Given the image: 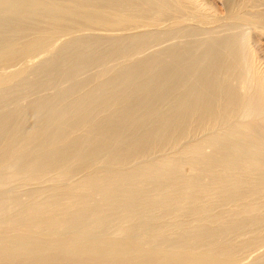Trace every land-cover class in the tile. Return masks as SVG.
Masks as SVG:
<instances>
[{
	"label": "bare ground",
	"instance_id": "6f19581e",
	"mask_svg": "<svg viewBox=\"0 0 264 264\" xmlns=\"http://www.w3.org/2000/svg\"><path fill=\"white\" fill-rule=\"evenodd\" d=\"M208 1L0 0V264H264V0Z\"/></svg>",
	"mask_w": 264,
	"mask_h": 264
},
{
	"label": "rangeland",
	"instance_id": "374dc122",
	"mask_svg": "<svg viewBox=\"0 0 264 264\" xmlns=\"http://www.w3.org/2000/svg\"><path fill=\"white\" fill-rule=\"evenodd\" d=\"M206 1H208V0H206ZM224 2H225V0H209L208 1V3L209 4H211V6H213V7H211L212 9H214V10H212L211 9V11L213 12H211L210 13V15H212V16H216L217 17V19H221L220 21H221V23H228V21H226V20H228V18H225V17H227V8H225L226 6V3H225V5H224ZM214 13H216V14H214ZM220 16V17H219ZM223 20L225 21V22H223ZM258 32L260 33V34H258ZM258 32H256V33H254L253 35H252V37L254 36V35H256V36H254L252 39L253 40H251V42H252V47H254L253 49L255 50V51H257V57H259V59H258V61H260L261 60V62H258L259 63V66H260V70L261 71H263L264 72V30H263V32L262 31H258ZM262 32V33H261ZM255 42V43H254ZM257 44V45H256ZM259 49V50H258ZM261 64H262V66H261Z\"/></svg>",
	"mask_w": 264,
	"mask_h": 264
}]
</instances>
